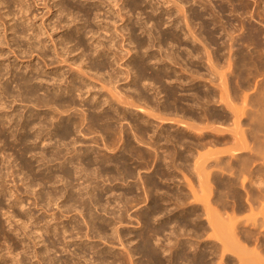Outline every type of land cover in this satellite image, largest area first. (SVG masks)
I'll use <instances>...</instances> for the list:
<instances>
[{"label": "bare ground", "instance_id": "bare-ground-1", "mask_svg": "<svg viewBox=\"0 0 264 264\" xmlns=\"http://www.w3.org/2000/svg\"><path fill=\"white\" fill-rule=\"evenodd\" d=\"M24 1L26 0H0V47L6 44L5 46L13 53L16 51H21L22 55L29 53L30 55L26 54L27 58L29 56L33 58L36 54V58L40 60L28 61L25 71L20 68L23 72L18 73L16 70L20 63L19 65L15 63L16 68L12 66L16 70H10L12 64H0L2 95L0 98V144H2L0 156L5 155L3 156L5 159L2 157L0 160V166L2 164L4 169H9L14 165L8 164L7 157L13 155L7 156L6 152H8L7 149L14 151L18 147L22 171L29 173L25 174L26 179V176H31L30 172L34 169L32 165H36L33 162L29 163L31 159L26 160L28 155H31L39 167H44V170L42 169L44 174L37 176L34 174L29 182V179L22 180L23 185L26 186L24 193L34 191V203H40L44 205V208L56 202L61 214L79 208L80 212L88 217L84 219L90 232L83 233V228L75 221L71 229L62 222H56L58 215L51 213L48 208L45 212L47 219L51 220L46 222V226L41 225L42 228L39 225V232L36 233L37 228H32V230L36 229L32 232L28 226L35 216L27 210L24 212L25 209L22 210L26 205L24 198L11 191L13 194L9 193L11 196L8 197H12L15 193L16 199L14 202L7 199L13 203L9 206V210L18 206L23 213L18 212L19 210H16L17 213L13 210L10 213L5 210L6 208L4 209L6 213H3L11 214L8 218L10 220L13 218V221L18 217L19 220L26 218L27 221L25 220L23 225L27 226L26 231L29 230V232L17 234L24 237L19 242L24 245H22L24 249L22 253L15 254L16 248L13 254L14 251L11 249L15 247L12 248L14 244L10 242L12 245L7 246V252L0 253V264L7 261V256H10V260L12 257V262L16 264H28L26 255L29 248L33 246L28 247L27 240L33 241L35 247L43 245L40 249L38 248L39 250L36 248L34 254L32 253L38 259V264H91V259H88L90 254L96 255L94 262H98L97 264H136L135 256L138 247L132 245L133 240L125 234L124 230H121L120 226H124L128 217L132 216L129 213V203L139 200L142 193L151 200L146 209L139 211L140 218L145 219L147 223V227L139 234L143 242V247L139 248V251L144 253L151 264H164L158 253L159 248L152 247L150 243L152 236L157 237L168 230L171 232L170 238L175 241L171 243L173 246L170 248L169 264H216L215 258L219 249L223 250L221 254L225 255L226 250L235 246L239 251L233 252L237 255L238 252L240 253L237 257L240 259H237L239 262L264 264L262 230L258 231L262 233L260 238L256 230L254 232L251 228H249L251 230L243 229L240 226L241 223L239 225L235 218V213L250 210L264 199V167H261L264 163L262 162L264 161V104H262L264 101H261L256 93L257 95H252L249 99L245 96L244 100L242 99L243 106H236V99H239L238 87L230 88L233 85L229 84L227 75L219 72L221 62L222 64L228 62L230 71L234 62L241 68L240 64L246 59L256 61L255 59L264 58V14L258 6V0H253L257 6L254 11L252 4L247 0H219L220 4L215 3L214 0H95L92 4L96 6L95 9L92 10L87 4L89 8L86 6L81 9L79 6L80 9H77L76 15L74 12L72 14L74 8L68 2L71 0H59L55 3L53 1L54 4L51 6L48 4L47 6V2L44 5L41 3L43 7L46 6L49 13L57 8L55 16L52 15V18L49 16L47 20L42 19L41 23L29 20L32 17L26 18L30 7L26 8L24 4L27 2L24 3ZM34 3L38 4L37 1ZM174 11L180 16L175 17ZM132 12L138 13L136 21L132 20ZM158 12L160 13L157 14ZM143 15L146 16L143 17ZM70 16L71 21L66 22L65 20ZM34 17L36 19V16ZM106 18L112 19V22L105 24L103 19L105 22L110 21ZM247 18L249 21L259 20L260 22H257L261 23V26L249 24L246 21ZM21 20L24 22L19 23ZM77 20L80 23L77 24ZM92 21H96L97 29L91 23ZM120 21L122 25L116 26ZM73 23L76 25L73 26ZM98 23L103 24L98 25ZM59 29H64V32L58 34ZM116 34L120 36L121 41L119 39L117 41L116 38L119 36L117 37ZM56 35L57 38H55ZM45 36L51 41L52 46L51 44L50 46L54 54L48 47V40H42ZM25 39L28 44V46L25 45L26 47L20 44L21 41L24 43ZM23 47L28 49L24 50ZM2 49L4 48H0V57L2 56L3 59L5 51L3 53ZM46 49L51 50V55L47 54ZM249 65H251L250 61ZM64 66L70 67L71 70L68 71L66 68L67 71H65ZM177 67L181 70L180 72ZM239 67L237 69H240ZM202 70L208 73H203ZM26 72L28 74L25 75ZM8 76H10L7 78L8 81L15 79L13 82L17 83V89H19V94L16 92L17 98L30 104L32 110L29 115L11 114L5 111L8 105L7 100L13 95L12 90L10 91L11 87H7L5 82H2ZM206 76L210 79L209 84L216 85L219 90L206 86L208 82L205 80L204 87H208L207 89L196 87L192 89V93H189V88L203 82L194 83L197 78ZM94 81L100 84V90ZM233 81L234 79L230 82L233 83ZM102 89H105L108 95H103L105 90L101 93ZM17 98L13 101H18ZM254 105L261 109L255 112ZM248 107L255 111L247 110ZM44 108L47 111H39ZM133 108L136 114L132 111ZM72 115L78 117L75 118ZM144 116L158 119L165 125L180 122L183 130L180 128L176 133H170L164 126L160 125L161 128H159L154 124V120L151 121ZM124 122L130 128L126 129L127 125H124ZM227 122L231 123L228 125H232V128L224 125ZM242 123L248 124L249 129H242ZM96 134H100L101 142L99 137H93ZM89 141L98 148L99 143H102L107 151L109 149L113 153L103 154L97 151L94 145L84 146ZM228 144L231 145V149L224 148ZM40 145H43V148L37 151ZM209 145L215 148L224 147L207 150L205 151L207 153L201 154V149H207ZM142 146H147L148 149H143ZM164 149L166 151L160 155L159 150ZM228 153L234 158L232 161L226 157ZM168 159H170L169 162ZM152 161H156L154 174L147 176L144 180L141 179L138 172L139 166ZM163 161L166 163L167 170ZM190 161L193 162L199 180L203 179L207 185L208 197L206 195L207 199L204 203L203 198L197 201L198 194L196 192L195 195L196 189L189 181V190L195 195H192L195 198L194 201H202V204L190 205L189 201L187 202L191 195L187 193L188 190H185L186 193L174 190L173 197L171 196L174 203L173 201L171 203L175 208L171 209L168 207L170 201L164 199L165 193H159L163 189L161 182L163 179H167L166 181L172 179L174 173L170 170L178 167V162L180 165H185ZM259 161L262 165L257 167L255 164ZM54 167H57V170L54 171ZM219 170L222 172L227 170L232 177H228L229 174L226 173L223 176ZM17 172L19 171L14 170L10 174L15 177ZM138 175L139 182L124 183L128 187L120 194L122 196L119 195L120 198L117 197L118 199L114 197L116 193H113L117 188L116 185L105 184V176L116 181L136 178ZM3 178L4 176H1L0 180ZM37 184L49 185L50 190L36 192L33 187ZM3 185L0 183V211H3L5 206L3 198L7 196L5 185ZM166 189L168 190V187ZM140 190L143 192L139 193ZM167 195L170 196L168 193ZM62 198L64 199L62 203L57 202ZM114 199L116 202L120 199L119 206L117 205L118 210L112 207V202L116 203ZM120 204H122L121 207ZM229 209L232 210L233 216L225 217L224 214ZM161 215H166V218L161 220L162 217H160L158 220L162 222L153 226L151 221H157L158 216ZM202 215L207 216V221H204ZM34 220L37 219L34 218ZM33 221L32 225H34ZM52 221H55L53 225H51ZM69 221L72 222V218ZM35 225L38 227L37 224ZM190 226L192 229L189 228ZM258 226L257 228L260 227L258 230L264 227V217L261 226ZM109 227L112 229L111 234L107 232ZM216 228L220 229V236L223 235L219 239L223 248L221 245L218 246L219 242L218 245L210 246L208 241H204L194 247V254L191 257L188 250L193 247L188 239H182L183 236L187 233L186 236L192 234L201 238L209 229L218 231ZM20 229H22L21 226ZM1 235L2 232L0 237ZM3 235L6 236L4 240L7 242L12 240L7 233ZM79 235L85 237L86 241L75 244ZM181 236L182 240L179 239ZM94 238L119 243L123 247V252H115L109 248L99 249L91 242ZM14 239L15 237L12 241ZM249 244L254 247H250ZM75 245L78 247L76 248ZM72 246L75 248L71 252ZM66 251L71 254L72 259H62V254ZM58 253H61L59 257ZM213 254L215 255L212 256ZM228 262L231 264L232 260L229 259Z\"/></svg>", "mask_w": 264, "mask_h": 264}, {"label": "rangeland", "instance_id": "rangeland-1", "mask_svg": "<svg viewBox=\"0 0 264 264\" xmlns=\"http://www.w3.org/2000/svg\"><path fill=\"white\" fill-rule=\"evenodd\" d=\"M30 2H28V0H26V1H24V3L25 2H27V3H25L24 4V6L27 8L28 6L30 7V9L28 8V12L27 13H29V15H31V16H29V15H27L26 16V18L27 17H32L31 19H29V20H35V21H38V23H41V20L42 19H44V20H47L48 18H49V16L51 17L52 15L53 16H55V12H56V10H57V8L54 10H52V12H54L53 14H52V12H50L49 13V10L48 9H46V6H44L43 7V5L46 3V5L48 4L49 6H51L52 4H54L55 2H58L59 0H46V1H40V0H36L37 1V3L38 4H35L34 2H36L35 0H29ZM33 1V2H32ZM53 1H54V3H53ZM90 1V2H89ZM93 1H95V0H74V2H73V0H71V1H68V2H70L71 4H72V6H73V10H72V14H73V12H74V14L76 15V13L75 12H77L78 13V10L77 9H80V7H81V9H84V7H86L87 5L89 6V7H91V9L93 10V8L95 9L96 8V6H94V5H92L93 4ZM248 2H250L251 4H252V7H253V11L256 9V3H254V1L253 0H247ZM52 2V3H51ZM76 2V3H75ZM214 2L215 3H218V4H220V1L219 0H214ZM28 3L30 4V3H32V4H30V5H28ZM41 3L43 4V5H41ZM81 3V4H80ZM74 4V5H73ZM80 4V5H79ZM83 4H85L84 6H83ZM87 4V5H86ZM255 4V5H254ZM32 5H34V6H32ZM36 5V6H35ZM47 5V6H48ZM38 6V7H37ZM80 6V7H79ZM86 7V8H89V7ZM93 6V7H92ZM97 6H98V4H97ZM258 6H260V10H262V12H263V14H264V0H260V3H259V0H258ZM40 7V8H39ZM35 8V9H34ZM76 8V9H75ZM29 10H30V12H29ZM34 10V11H33ZM36 10H38V11H36ZM75 10V11H74ZM35 11H36V13L38 12V14L36 15V13H35ZM46 12H47V14H48V17H47V14H46ZM176 11H174V13H175ZM26 13V14H27ZM160 12H158L157 14H159ZM25 14V15H26ZM35 14V15H34ZM40 14V15H39ZM42 14V15H41ZM44 14H46L45 16H43ZM132 20L133 21H136L137 20V17H138V13L136 14V13H133L132 12ZM80 15L82 16V12L80 13ZM79 15V16H80ZM102 15H103V12H102ZM175 17H179L180 16V14L179 13H175ZM34 16H36V19H35V17ZM52 16V17H53ZM77 16H78V14H77ZM81 16H80V18H81ZM136 16V17H135ZM146 15H143V17H145ZM38 17H44V18H41V19H39ZM51 17V18H52ZM76 17V16H75ZM25 18V19H26ZM34 18V19H33ZM38 18V19H37ZM70 18H71V16L70 17H67V19L65 20L66 22H70L71 20H70ZM72 19V18H71ZM107 19V18H106ZM109 19V18H108ZM107 19V20H108ZM263 19H264V17H263ZM24 20V19H23ZM23 20H21L19 23H23L24 21ZM54 20H56V19H54ZM67 20H70V21H67ZM104 20V23L105 24H107V23H109V22H112L111 20L112 19H109L110 21H106L105 22V19H103ZM118 20V19H117ZM181 20V19H180ZM246 21L249 23V24H252V25H255V26H261V23H259L260 21L259 20H257V21H259V22H257L256 20H254V19H251L250 21L248 20V18L246 19ZM251 22V23H250ZM77 24L78 23H80V22H78V20H77V22H76ZM76 23L74 24H72L73 26L74 25H76ZM81 23H84V22H82L81 21ZM94 26H95V28L97 27V24H96V21L95 22H91ZM101 24H103V23H98V25H101ZM27 25H28V23H27ZM26 25V26H27ZM65 25V24H64ZM122 25V23H121V21L120 22H117V24H116V26H118V27H120ZM152 25V24H151ZM150 25V26H151ZM28 27V26H27ZM97 29V28H96ZM60 31H57V33L58 34H62L64 31V29H59ZM113 32V31H112ZM101 33V32H100ZM55 34V33H54ZM103 34V33H102ZM8 35H9V33H8ZM117 35V34H116ZM108 36V35H107ZM109 36H110V34H109ZM119 35H117V37H118ZM55 38H57V35L55 36ZM43 39H46V41L48 40V47H50L49 49H52L51 48V46H52V44H51V41L45 36V37H43L42 38V40ZM117 39V41H118V39H119V41H121V38H120V36L118 37V38H116ZM22 40V39H21ZM23 41H24V39H23ZM23 41H21V43L20 44H24V46L26 45V46H28V44H27V40L25 39V42L23 43ZM105 41V40H104ZM26 43V44H25ZM50 44H51V46H50ZM6 44H4L3 46H1L0 48H4V49H2V51H3V53H4V51H5V53L3 54V59H2V56L0 57V64H5V65H7V64H9V65H11V69L10 70H16V69H14L13 67H15L16 68V66H15V63H18V65H19V63H20V65H19V68H18V70H16V72L18 73V72H23V71H21L22 69L25 71V66L28 64V61H30V60H34V59H36V60H40L39 58H36V54H34L33 55V58L32 57H28L27 58V55H30L29 53H23V55H22V53H21V51H16V53H13V51L11 50L10 51V48H8L7 46H5ZM21 45V46H22ZM240 45H241V43H240ZM240 45H238V47H240ZM25 46V47H26ZM15 48V47H14ZM24 48V47H23ZM22 48V49H23ZM28 49V48H27ZM26 48H24V50H27ZM47 50L46 49V51H47V54L48 55H51V52L54 54V52H53V49H52V51L51 50ZM15 50H18V49H16L15 48ZM154 50H156V49H154ZM51 51V52H50ZM183 51V50H182ZM10 52H12V53H10ZM8 53V54H7ZM19 53V54H18ZM5 54H7V55H5ZM27 54V55H26ZM53 54H52V56H53ZM77 54V53H76ZM4 55H5V57H4ZM19 57V58H17V57ZM23 57H25V58H23ZM8 59V61H6L7 59ZM24 60H23V59ZM49 60H50V58H48ZM6 62H5V61ZM250 61V64L251 65H254V66H251V65H249V61ZM246 59V60H244V62H242L241 64H240V66H241V70L240 69H237L238 67L235 65V62L233 63L234 64V66H232V68H231V70L229 71V64H225V62H223L224 64H222V62H221V64H220V66H219V69L221 70H219V72H221V73H225L226 75H227V79H228V81H229V84L230 85H233V86H230V88L231 87H234V86H236V87H238V94H239V99H236V103H237V105L236 106H243V105H241V104H243V101H242V99L244 100V97L245 96H248V99L250 98V97H252V95H255L256 93H258V97H259V99L261 100V101H264V99H261V98H264V95H262V94H264V58H262V59H255L256 61H253L252 59ZM207 61V60H206ZM35 62H37V63H40V61H35ZM252 62H254V63H252ZM257 62V63H256ZM246 63H248V65L246 64ZM262 63H263V66H262ZM257 64V65H256ZM246 65V66H245ZM13 66V67H12ZM206 66H208L207 65V63H206ZM222 66H224V67H222ZM245 68H244V67ZM262 66V67H261ZM65 67V71H67L66 70V68H68V71H69V69H70V67H67V66H64ZM237 67V68H236ZM243 67V68H242ZM246 67H247V69H246ZM261 69H260V68ZM4 68V67H3ZM20 68H22L21 70H20ZM177 69H178V71L180 72L181 70L177 67ZM235 69V70H234ZM237 69V70H236ZM71 70V69H70ZM232 70H233V72H232ZM239 70V71H238ZM206 70H202V72L203 73H206L205 72ZM13 72V71H12ZM236 74H235V73ZM207 73H208V71H207ZM206 73V74H207ZM240 73H241V75H240ZM26 74H28V72H26L25 73V75ZM235 75V77H234V75ZM219 76V75H218ZM232 76V77H231ZM247 76V77H246ZM10 76H8V77H5L3 80H2V82L4 83L5 82V84H6V86L7 87H11L10 88V91L12 90V96H10L9 98H8V102H7V108H6V110L5 111H7V112H11V114H19V115H26V114H28L29 115V113H31V110H32V108H31V106H30V104L29 103H25V101L23 102V101H20L21 99L18 97L17 98V94H19V89H17V83H15V82H13L15 79L14 78H12V79H14V80H10V81H8L7 80V78H9ZM207 78H208V76H206ZM205 77V78H206ZM205 78H200V79H198L197 78V81H195L194 83H196V82H201V81H203L202 83H199L197 86H195V87H191V88H189V93H192L193 91H192V89L194 90V88L196 89V87L197 88H201V89H207L209 86V88H212V89H214L215 88V90L217 89V90H219L217 87H216V85L215 86H213V84L211 85V84H209V78L207 79H205ZM1 79V78H0ZM234 79V81H233V83H231L230 81L231 80H233ZM205 80H207V82L208 83H206V81ZM12 81V82H11ZM7 82V83H6ZM10 82V83H9ZM96 81H94V84H96L98 87H99V89L98 90H100V88H101V86H100V84H98V82H96ZM206 83V86H208L207 88H205L204 86H205V83ZM216 83H218L217 81H216ZM215 82H214V84H216ZM258 83V84H257ZM10 84V85H9ZM203 86H202V85ZM236 84V85H235ZM260 84H262V86H260ZM95 85V86H96ZM238 85V86H237ZM96 86V87H97ZM212 86V87H211ZM214 87V88H213ZM261 87V88H260ZM96 89V90H97ZM105 90V89H104ZM103 89L101 90V93L104 91ZM241 90V91H240ZM16 92H17V94H16ZM105 93H103V95L105 94V95H108L107 93V91L105 90L104 91ZM107 92V93H106ZM188 92V91H187ZM259 93H261V95L259 94ZM15 95V96H14ZM257 95V94H256ZM1 90H0V98H1ZM14 96V97H13ZM260 96H261V98H260ZM17 99H19L18 101L16 100L15 102L13 101V100H15L16 98ZM243 97V98H242ZM254 98H258L257 96H253ZM241 98V99H240ZM238 100H240V102L238 101ZM11 101H13V102H11ZM234 102V103H235ZM10 103V104H9ZM12 103V104H11ZM235 103V104H236ZM262 104H264V103H262ZM10 105V106H9ZM218 105V104H217ZM216 105V106H217ZM256 105H258V104H256ZM256 105H254V107L256 106ZM28 106V107H27ZM258 106H260V105H258ZM257 106V107H258ZM9 107V108H8ZM27 107V108H26ZM252 107H253V105H252ZM257 107H255L254 109L256 110H254V109H252V108H250V107H248L249 109H247V110H250V109H252L251 111L252 112H257L259 109H261V107H259V108H257ZM12 108V109H11ZM15 110V111H14ZM39 110V109H38ZM14 111V112H13ZM40 112H45V111H47L45 108L44 109H40L39 110ZM135 114H136V110L133 108V110H132ZM21 112H22V114H21ZM137 113L140 115V113L137 111ZM146 115V114H145ZM27 116V115H26ZM72 116H74V115H72ZM143 115H141V117H142ZM147 116V115H146ZM146 116H144V118H146ZM20 117V116H19ZM75 118H77L78 116L76 115V116H74ZM246 117V116H245ZM244 117V118H245ZM18 118V117H17ZM147 118H149V117H147ZM146 118V119H147ZM19 120L21 119V118H18ZM151 121H153L154 120V118L153 117H150L149 118ZM17 120V119H16ZM19 120H17V121H19ZM162 121H160V120H154V124L155 125H158L159 126V128H161L160 127V125H162V127L164 126L165 127V129H166V131H168V132H172V133H176L177 132V129H180V130H183L182 128L183 127H181V125L178 123V122H175L173 125L171 124H164L163 122L161 123ZM188 123H191V122H188ZM228 124H231V123H226V124H224L225 126L226 125H228ZM124 125H127V123H125L124 122ZM216 125H218V124H216ZM216 125L214 126L213 125V127H216ZM245 125V126H244ZM248 124H245V123H242L241 124V127H243L242 129H244V128H246V129H249V126H247ZM229 126V125H228ZM227 126V127H228ZM232 126V125H231ZM231 126H229L230 128H232ZM248 128H247V127ZM128 127L130 128V126H128L127 125V128L126 129H128ZM217 127H219V126H217ZM228 127V128H229ZM186 128H184V130H185ZM186 131H190L191 133H193V131H191V130H189V129H186ZM215 134V133H214ZM99 137L98 139H99V142H101V139H100V134H96V135H94L93 137ZM96 137V138H97ZM11 141H12V138H11ZM16 144V143H15ZM17 144H18V142H17ZM30 144V143H29ZM94 145V143H92V142H87L86 144H84V146H93ZM99 148H98V146L97 145H94V146H96L95 147V149L98 151H101V153H113L112 152V150L110 151L109 149H108V151H107V149L105 148V147H103L102 146V143H99ZM2 146V144H0V147ZM42 146V147H41ZM139 146V145H138ZM211 148H210V147ZM209 146H207L206 148L207 149H201V151H200V149H199V151H200V153L202 154H205V153H207V152H205V151H207V150H215L216 148L215 147H213V146H211V145H209ZM147 146H142L141 148H143V149H148V148H146ZM209 147V148H208ZM221 147L223 148L224 146H220V147H218L217 149H221ZM6 148H8V147H6ZM41 148H43V145H40V147H37V151H40L41 150ZM214 148V149H213ZM224 148H229V149H231L232 147H231V145L229 146V144L228 145H225V147ZM84 149H85V147H84ZM18 150V147H17V149L16 150H12L11 151V149H7V151L8 152H6L7 154V156H8V154H12L13 156H9V157H7L8 159V164H10L11 163V165H13L14 166V170L15 171H19V172H17V175H15V177H13L11 174H12V172L14 171L13 170V166H11V165H8L7 163V165L8 166H11V168H9V169H7L6 167H7V165H6V169L8 170H6V169H4L2 166V164H1V166H0V171L2 170L3 172H0L1 174H0V179H1V176H4V178H3V180H0L1 182V185L2 184H4L3 186L5 187V189H6V194H7V196H6V198L4 197L3 198V203H4V208H3V211H0V215H2V216H0V232H2V235H1V237H0V253H5V252H7V246L9 245V244H14V246L12 247V248H14V249H11V251H14L13 252V254L15 253V250H16V248H17V252L15 253V254H17L18 252H21L22 251V249H23V247H22V245H23V243H19V242H21V240L24 238L23 237V235L22 236H20V235H18L17 236V234L18 233H20L21 234V232H29V230H32V228H37V230L36 229H33V230H36V233L37 232H39L38 231V229H39V225H40V227L42 228V226L41 225H43V226H46V222L47 221H50L51 219L50 218H48L47 219V215H46V212H45V209L47 210V208H48V210H50V212L51 213H56L57 215H58V219L57 220H55L56 222H62V223H64V225H67L68 226V228H70L71 226H73L74 224V221L75 222H78V224H80V226L83 228V233H87V232H90V229H89V227L86 225V220L84 219L85 217H86V219H88V217L86 216V215H84L83 213H81L80 211V209L78 208L77 210H72V211H70L69 213L67 212H64L63 214H61L62 212H60L59 211V209H58V205L56 204V202L54 203V204H52V206H46V208H44V205L42 206V205H40V203L39 204H35L34 202H35V196H34V194H35V192L34 191H30L29 193H24L25 192V189H26V186H24L23 184H24V180L25 181H27L28 179V182L34 177V176H37V175H42V174H44L43 172V170H44V167H39V164H37L36 162H35V160L34 159H32L31 158V155H28V157L26 158V160H30L31 162H29V163H32L33 162V164H36L35 166L34 165H32V171L30 172V175L31 176H26V179H25V174L26 173H28V171H22V163H21V157H19V155H20V153H19V150ZM163 151H166L165 149L164 150H159V154L161 155L162 153H163ZM18 152V153H17ZM205 152V153H204ZM209 152V151H208ZM3 156H5V155H2V156H0L1 158H0V160L2 159V157ZM21 156V155H20ZM230 156V157H229ZM165 155H164V159H165ZM226 157L227 158H229V161H232L234 158L232 157V155H230V153H228V154H226ZM232 158V159H231ZM3 159H5V157H3ZM17 159V160H16ZM34 160V161H33ZM168 162L170 161V159H168L167 160ZM35 162V163H34ZM262 162H264V161H262ZM193 162L192 161H190L189 163H187V164H185V165H180V162H178V167H174V168H171V170L170 171H172L173 173H174V176L172 177V179L170 180V181H166L167 179H163V182H161L162 180H160V182L162 183V185H163V189H162V191L161 192H159V193H161V194H164V199L167 201V199H168V202L170 203V205L168 206V207H170L171 209L172 208H175V206L171 203L172 201H173V203H174V199L172 198L173 196H172V193L174 192V190H175V192H179L180 190H181V192L182 191H184L185 193H186V191H187V193H190L191 194V191L189 190V183L191 182L192 184H193V187L196 189L195 190V195H196V192H197V194L198 195H196V197L198 196L199 198H196V200L198 199L199 201H200V199L201 198H203V203H204V201L207 199V197H208V195H207V193H208V189H207V185L205 184V182H204V180L202 179V180H199V178H198V175H197V172L194 170V166H193V164H192ZM259 163V164H258ZM257 164H255L257 167H260L261 165H262V163H261V161H259ZM155 164H156V161H152V162H150V163H148V164H146V163H142L140 166H139V168H138V172L140 173V178L141 179H145L147 176H149V175H151V174H154V170H155ZM165 161H163V165L165 166ZM255 165H254V167H255ZM258 165H260V166H258ZM163 166V167H164ZM261 167H264V163H263V165L261 166ZM40 168V169H39ZM166 168V169H165ZM165 170H167L168 168L165 166ZM214 168V167H213ZM213 168H211L212 170H213ZM39 169V170H38ZM43 169V170H42ZM163 169V168H162ZM210 169V170H211ZM36 170V171H35ZM54 171L55 170H57V167H54V169H53ZM209 170V169H208ZM209 170V171H210ZM214 170H216V168L214 169ZM33 171H34V173H33ZM39 171V172H38ZM5 172V173H4ZM6 172H9V173H6ZM10 172H11V174H10ZM21 172H23V173H21ZM223 173V176H225L226 174H229V176L228 177H232V175H231V173H229L227 170L226 171H224V172H222V170L220 171L219 170V173ZM19 173V174H18ZM32 173V174H31ZM226 173V174H225ZM2 174H4V175H2ZM29 174V173H28ZM35 174V175H34ZM6 175H9V176H6ZM27 175V174H26ZM34 175V176H33ZM226 176V177H227ZM28 177V178H27ZM106 180V182H105V184L106 185H111V186H115L116 185V190L113 192L116 196H114L115 198H120V196H122V195H120L121 193H123V192H125V190L127 189V185L126 184H124L125 182L128 184V183H132V181H136V182H139V175L136 177V178H126V180H123V179H118V180H116V181H113L112 179H110V177H108V176H105L104 177ZM103 178V179H104ZM102 179V180H103ZM23 180V181H22ZM143 180H141V182L143 181ZM190 181V182H189ZM77 182V181H76ZM75 182V183H76ZM82 182V181H81ZM78 183V182H77ZM76 183V184H77ZM118 183H120L119 185H118ZM123 183V184H122ZM122 184V185H121ZM23 185V186H22ZM38 185V184H37ZM37 185H34V187H33V189L36 191V192H40V191H48V190H50L49 188L50 187H48L49 185H47V186H44V185H42V184H39L38 186ZM40 185H42V186H40ZM118 185V186H117ZM23 187V188H22ZM25 187V188H24ZM46 187V188H45ZM48 187V188H47ZM166 187H168V190L166 189ZM18 188V189H17ZM10 189H12V190H10ZM118 189V190H117ZM125 189V190H124ZM164 190V191H163ZM176 190H178V191H176ZM186 190V191H185ZM14 191V192H16V194L19 196V194H20V196L22 197V199L23 200H25V207L27 208H23L22 210H24V212H26V210L28 211V213H30L31 215H34L33 217L35 218V219H37V220H34V218H33V220L35 221H33V220H30V224H29V226H28V228H30L29 230H27L26 231V227L27 226H24L23 224V222L26 220V218H21L20 220H19V217L17 218V219H15V221H13L14 219L12 218L11 220L8 218L9 217V215H11V214H4V213H6V211L8 210L9 212L11 211L12 212V210L13 211H18V212H22L23 213V211L21 210V207H20V209H19V207L18 206H14L13 208H11V210H9L10 209V205H12L13 203L12 202H14V200L16 199V198H14V196H15V193H14V195L12 196V197H8L9 195L11 196V194H13L12 192ZM166 191H168V192H166ZM139 192V191H138ZM141 192H143L142 190H140V192L139 193H141ZM9 193H11V194H9ZM167 193L168 194H170V196L169 195H167ZM120 195V196H119ZM154 195L156 196V193L154 192ZM153 195V196H154ZM193 194H191V195H189V198L187 199V202H188V204H190V205H201L202 203V201L201 202H196V201H194V197L193 196H195V195H193ZM206 195H207V197H206ZM169 196V197H168ZM172 196V197H171ZM17 197V196H16ZM204 197H206L205 199H204ZM0 198H1V196H0ZM9 198V200H11V201H8L7 199ZM41 198V197H40ZM117 198V199H118ZM145 198H147V196H144L143 195V193H142V195H141V197H140V199L139 200H136V201H132L131 203H129V213H130V215H132L131 217H128L129 219H127V221L125 222V224H124V226L123 225H121L120 226V228H121V230H124L125 231V234H128L129 236H130V238L133 240V242H132V245L133 246H136V247H138V250H137V252H136V256H135V259H136V264H151L150 263V261H149V259L144 255V253L143 252H141V251H139V248H141V247H143L142 245H143V242H142V240L140 239V237H139V234L141 233V231H142V229H144V228H146L147 227V223H146V221H145V219L143 220V219H141L140 218V213H139V211H142V210H144V209H146L147 207H148V204H149V201L151 200L150 198H149V200H148V198L145 200ZM172 198V199H171ZM27 199H28V201H27ZM122 199V198H121ZM41 200V199H40ZM61 201H57V202H61L62 203V201L64 200L63 198L62 199H60ZM197 200V201H198ZM114 201H115V199H114ZM118 201H120V199L118 200ZM118 201L116 202V203H114V202H112V207L113 208H115L116 210H118L117 208V205H118ZM146 201V202H145ZM192 202V203H191ZM11 203V204H10ZM201 203V204H200ZM9 204V205H8ZM56 204V205H55ZM37 205V206H36ZM62 205V204H61ZM114 205V206H113ZM8 206V207H7ZM119 206V205H118ZM122 206V204H120V207ZM147 206V207H146ZM43 207V208H42ZM6 208V209H5ZM6 211H5V210ZM52 209V210H51ZM21 210V211H20ZM31 210V211H30ZM17 211H16V213H17ZM30 211V212H29ZM4 212V213H3ZM10 212V213H11ZM32 212V213H31ZM176 212V211H175ZM137 213H138V215H137ZM224 213V212H223ZM226 214H224V216L225 217H229V216H233V213H232V210H227L226 212H225ZM231 213H232V215H231ZM4 214V215H3ZM59 214H60V216H59ZM136 214V215H135ZM236 214V216H235V218H236V220H237V223L240 225V223H241V227H243V229L245 228H248V230H256V234L258 235V237H260L261 236V232H263V236H262V238H264V227H262L260 230H258L260 227L259 226H261V224H262V221H263V217H264V199L262 200V202L261 203H259V204H256L252 209H248L247 211H245V212H242V213H235ZM234 214V215H235ZM37 215V216H36ZM204 215H205V213H204ZM228 215V216H227ZM63 216V217H62ZM55 217H57V216H55ZM160 217H162L161 218V220L164 218H166V215H161V216H158V218H157V221H155V220H152L151 221V223H152V225L153 226H156V225H158V222L159 223H161L162 221L160 220H158ZM202 217H203V219H204V221H207V219H206V217L205 216H203L202 215ZM202 217H201V219H202ZM205 217V218H204ZM8 218V219H7ZM38 218H39V220H38ZM60 218V219H59ZM62 218V219H61ZM71 218H72V222L71 221H69V220H71ZM107 218H109L108 216H107ZM7 219V220H6ZM23 219V220H22ZM42 219V220H41ZM74 219V220H73ZM206 219V220H205ZM17 220V221H16ZM22 220V221H21ZM41 220V221H40ZM239 220V221H238ZM6 221H8V222H6ZM27 221V220H26ZM25 221V222H26ZM29 221V220H28ZM32 221H33V224L34 225H32ZM37 221H39V222H41V223H39L38 224V222ZM55 221H52L51 222V225H53L54 224V222ZM64 221V222H63ZM16 222V223H15ZM19 222V223H18ZM10 223H11V225H10ZM18 224V225H17ZM22 224V225H21ZM35 224H37V226L38 227H35L36 225ZM207 224V223H206ZM258 224H259V226H258ZM63 225V224H62ZM63 225V226H64ZM151 225V226H152ZM3 226V227H2ZM20 226H21V228L22 229H20ZM22 226H24V227H22ZM257 226L259 227V228H257ZM14 227V228H13ZM19 229H18V228ZM60 227H62L61 225H60ZM192 226H190L189 228H191ZM25 228V229H24ZM72 228V227H71ZM70 228V229H71ZM249 228H251V229H249ZM255 228H257V229H255ZM25 231H24V230ZM192 229V228H191ZM216 229H218V228H216ZM10 230V231H9ZM19 230V231H18ZM20 230H23V231H20ZM33 230H32V232H33ZM220 229H218V231L216 230L215 231V229H209L208 231H207V234L205 235V236H203V237H201V238H197V237H195V236H193L192 234H189L188 236H186L187 235V233H186V235H184L183 236V238H182V236L181 237H179V239L180 240H184V238H186V239H188L189 241H190V243H191V245H192V249L191 250H188V253H189V255L192 257L193 256V254H194V252H193V249H194V247H197L200 243H202V242H204V241H208L209 243H210V246L211 245H214V244H216V245H218V246H222L221 248H223V245L219 242V239L223 236H220L221 234V232L219 231ZM262 230V231H261ZM17 231V232H16ZM258 231H261V232H259L258 233ZM31 232V231H30ZM35 232V231H34ZM108 234H111V232H112V229L109 227L108 228ZM255 232V231H254ZM7 233V235L9 236L10 235V237H12L11 239L13 240V238L15 237V239H14V241H10V240H8V242L6 241V240H4L5 239V237L6 236H4L3 234H6ZM10 233V234H9ZM12 233V234H11ZM16 233V234H15ZM170 233L171 232H169V230L167 231V232H164L162 235H158L157 237L156 236H152V238H151V243L150 244H152L151 246L152 247H156V248H159V256H160V258L162 259V261L164 262V264H169L168 263V261L170 260V255H171V251H170V248L173 246V245H171V243H174L175 241H174V239H172V238H170ZM223 234H225V235H227V233H224V232H222ZM261 233V234H260ZM33 236V235H32ZM82 235H79L78 237H77V240H76V242H75V244H81L83 241H86V238L85 237H81ZM128 236V237H129ZM217 236H218V239H217ZM220 236V237H219ZM3 238V239H2ZM168 238H169V240H168ZM182 238V239H181ZM261 238V237H260ZM19 241H18V240ZM33 239H34V237H33ZM32 239V240H33ZM185 239V240H186ZM131 240V241H132ZM28 242V247H32V248H29V250H28V253H27V255H26V263H28V264H38V259H36L34 256H33V254H34V252H35V250H36V248H37V250H39L43 245L41 244V245H38L37 247H35V245H33L34 243H33V241L32 242H30L31 240H27ZM91 241V240H90ZM173 241V242H172ZM6 242V243H5ZM11 242V243H10ZM37 242V241H36ZM91 242H93V244H95L99 249H103V248H109V249H111L112 251H115V252H123V247H121L120 246V244L119 243H112V242H109V241H105V240H100L99 238H94ZM219 242V243H218ZM17 243H19V244H17L18 245V247L20 248V249H18V247H16L17 245L16 244ZM218 243V244H217ZM11 244V245H12ZM21 244V245H20ZM30 244V245H29ZM253 244H255V243H253ZM131 245V246H132ZM250 245V244H249ZM24 246V245H23ZM76 246V248L78 247L77 245H75ZM75 246H72L71 247V252H72V250L75 248ZM27 247V248H28ZM34 247H35V249H34ZM236 247V246H235ZM235 247H230L228 250H226L225 252V255H223V254H221V251H223V250H221V249H219L220 251H218V253H217V258H215V261H217L216 262V264L218 263V264H220V262H222L221 264H229V262H228V260L230 259V261L232 260V263L231 264H240L241 263V261L239 262L238 260H240V259H238L237 257L239 256V250L237 249V247L235 248ZM250 247H254V246H252V244L250 245ZM39 248V249H38ZM5 249V250H4ZM33 249V250H32ZM165 249V250H164ZM24 250V249H23ZM174 250V249H173ZM229 250H230V252H229ZM236 250H238L237 252H238V255H237V253H235L234 254V252H236ZM1 251H4V252H1ZM69 251V250H68ZM68 251H66V252H64L63 254H62V259L63 260H66L67 258L68 259H72V257L70 256L71 254H69V252ZM234 251V252H233ZM70 252V253H71ZM233 252V253H232ZM22 253V252H21ZM33 253V254H32ZM223 253V252H222ZM59 254H61V253H58V257H59ZM215 254H213L212 256H214ZM28 256V257H27ZM30 256V257H29ZM95 256L96 255H92V254H90V256H88V259L90 258L91 259V264H97L98 262H94V259H95ZM223 256V257H222ZM228 258H227V257ZM8 258H7V261L4 263V264H16L15 262H12V257H11V260H10V256H7ZM19 257V256H18ZM21 257V256H20ZM19 257V258H20ZM32 257V258H31ZM94 257V258H93ZM222 257V258H221ZM30 258V259H29ZM238 259V260H237ZM36 262V263H35ZM241 264H243V263H241Z\"/></svg>", "mask_w": 264, "mask_h": 264}]
</instances>
